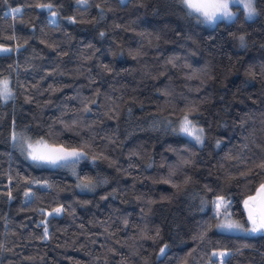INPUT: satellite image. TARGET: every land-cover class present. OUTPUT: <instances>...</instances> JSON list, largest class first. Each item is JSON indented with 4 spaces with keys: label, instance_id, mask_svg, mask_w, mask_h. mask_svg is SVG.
<instances>
[{
    "label": "trees",
    "instance_id": "16d2710c",
    "mask_svg": "<svg viewBox=\"0 0 264 264\" xmlns=\"http://www.w3.org/2000/svg\"><path fill=\"white\" fill-rule=\"evenodd\" d=\"M255 7L209 25L181 0H0V264H264V234L218 230L216 206L247 222L264 184ZM39 139L90 158L39 165Z\"/></svg>",
    "mask_w": 264,
    "mask_h": 264
},
{
    "label": "snow or ice",
    "instance_id": "6c2138e0",
    "mask_svg": "<svg viewBox=\"0 0 264 264\" xmlns=\"http://www.w3.org/2000/svg\"><path fill=\"white\" fill-rule=\"evenodd\" d=\"M181 2L187 9L190 10L189 14L196 13L200 17H203L205 22H214L219 18H232L234 13L231 10V5L233 4H243V8L246 10L248 17H252L256 14L254 0H181ZM13 11L19 12L20 9H13ZM241 40H243V37H241ZM0 95H2L5 99L10 98L11 96L7 80L3 81L2 85H0ZM190 124L191 121H188L187 117H185V122L181 130L190 136H194L195 139L199 141L200 136L195 134L196 130L189 127ZM21 139L23 140L24 138L21 137ZM27 149L28 155L32 160L47 164H60L63 162L64 165H67L69 162H75L81 155V153L76 151L69 152L63 147L50 145L44 140H36L34 143L28 142ZM261 167H264V165H261ZM249 200H258L259 208H250L248 220L251 221L252 228L245 230L252 232L264 230V184L260 185L256 196L249 197ZM221 203H223L222 198L220 203L217 204V207H219ZM245 204L247 206L248 201H245ZM217 227L222 230L232 231L242 229L243 225L226 218L223 222L217 224ZM220 255L223 256L225 254L221 253Z\"/></svg>",
    "mask_w": 264,
    "mask_h": 264
},
{
    "label": "rangeland",
    "instance_id": "374dc122",
    "mask_svg": "<svg viewBox=\"0 0 264 264\" xmlns=\"http://www.w3.org/2000/svg\"><path fill=\"white\" fill-rule=\"evenodd\" d=\"M122 1L125 2V1H127V0H122ZM254 3H255V0H254ZM234 5H240V6L243 7V4H233V5H231V10H232V12L234 13V16H233L232 18H230V19H229V18H219V19H217V20L214 21V22H205L204 19H203V17H201V18H202V20H203L204 23L209 24V25H213V24H215V23H216L217 21H219V20L231 21V20L235 17V15H236V13H235V11H234V9H233V6H234ZM255 8H256V7H255ZM245 12H246V10H245ZM195 14H196V13H195ZM197 15H198V14H197ZM198 16H199V15H198ZM246 16H247V13H246ZM256 16H257V10H256V14H255L254 16H252V17H248V16H247V18H248V19H254V18H256ZM5 50H7V51H5ZM10 51H12V48H11V47L0 44V53H4V52L7 53V52H10ZM5 80L8 81V87H9V89H10L11 96H12L13 89H12L11 82H10V80H9L8 78L1 79V80H0V85H2V82L5 81ZM11 96H10V97H11ZM2 98H3L5 101L8 100V99H10V98L5 99L3 96H2ZM185 117H187V120H188V121H191V124L189 125V127H190V128H193L194 130H196V131H195V134L200 136V140H199V141H197V140L195 139L194 136H190V135L184 133V132L181 130V129H182V126L184 125V122H185ZM177 130H178L181 134H183V135H185L186 137H188L189 139L195 141V142H196L197 144H199V145H202L203 142H204L205 135H204V129H203V127L200 126V125H198V124H196V123H194V122L191 120V118H190L189 116H187V115H185V116H183V117L180 118V120L178 121V124H177ZM199 130H202V131H199ZM39 140H42V139H39ZM29 142L34 143L35 141H29ZM27 143H28V142H27ZM27 143H26V148H27ZM50 145H52V144H50ZM54 146H56V147H63L64 149H66V150L69 151V152H71V151H76V152L81 153V155L76 159L75 162H69L67 165H64L63 162H61L60 164H47V163H41V162L34 161V160H32L31 157L28 155V149H26V150H27V155H28V157H29L32 161H34L35 163H37V164H39V165H42V166H48V167H62V166H66V167H70V168H72V167H75L77 163L79 164L80 162H82V161L87 160V159L90 158V157L88 156V154H87L85 151L81 150V149L73 148V147H65V146H62V145H54ZM92 160H94V159H92ZM221 198L223 199V203H221L220 206L217 207L218 215L220 216V220H219L218 224L221 223V222H223L226 218H228V219H231V220H233V221H235V222L240 223L241 225H243V228L240 229V230H232V231H228V230H222V229H219V228L217 227L218 230L223 231V232H231V233H238V234H244V235H258V234H264V230H261V231H258V232L246 231L245 229H251V228H252V224H251V222H250V221L245 222V221L239 220V219L233 217L232 215H230V213H231V209H230V206H229L228 201L225 200L224 197H219V198L217 199V201H216V206H217L218 203H220ZM248 204H256V201H254V200H252V201H248ZM245 206H246V204H245ZM164 251H165V249L163 250V252H164ZM221 253H224L225 255L221 256V255H220ZM229 253H230V252H229L228 250H222V251H215L214 255H215L216 258H219V259L221 260V264H223L225 258L229 255Z\"/></svg>",
    "mask_w": 264,
    "mask_h": 264
},
{
    "label": "water",
    "instance_id": "95a60500",
    "mask_svg": "<svg viewBox=\"0 0 264 264\" xmlns=\"http://www.w3.org/2000/svg\"><path fill=\"white\" fill-rule=\"evenodd\" d=\"M251 209H258L259 208V201L256 200V206L248 204L247 206H245V212H246V217L248 220V215H249V210ZM249 221V220H248ZM251 222V221H250Z\"/></svg>",
    "mask_w": 264,
    "mask_h": 264
}]
</instances>
